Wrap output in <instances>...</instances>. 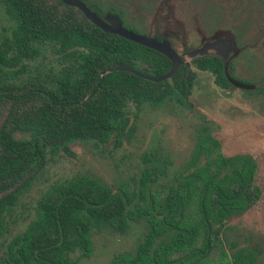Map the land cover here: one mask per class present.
<instances>
[{
    "label": "trees",
    "instance_id": "1",
    "mask_svg": "<svg viewBox=\"0 0 264 264\" xmlns=\"http://www.w3.org/2000/svg\"><path fill=\"white\" fill-rule=\"evenodd\" d=\"M82 1L100 15L90 0ZM0 5L15 23L0 40V264H77L92 254L96 234L133 228L139 234L132 251L106 264H264L251 245L225 237L226 221L262 196L257 161L249 153L223 154L203 116L178 165L155 147L128 179L109 183L78 174L55 181L38 197L32 217L12 231L13 209L69 141L119 146L132 137L143 105L189 95L195 71L211 74L221 89L251 91L253 84L213 54L194 56L161 81L108 71L126 65L158 76L171 61L103 31L61 0Z\"/></svg>",
    "mask_w": 264,
    "mask_h": 264
},
{
    "label": "rangeland",
    "instance_id": "2",
    "mask_svg": "<svg viewBox=\"0 0 264 264\" xmlns=\"http://www.w3.org/2000/svg\"><path fill=\"white\" fill-rule=\"evenodd\" d=\"M192 2L202 15L210 12L216 18L205 23H125V27L145 35L166 31L172 45L186 61L189 60L187 51L199 47L201 42L209 38H228L232 49L227 60L232 63L237 76L253 83V90L221 89L214 85L211 74L195 71L189 95H172L157 105L145 104L136 120L131 116L132 121L135 120L134 133L119 146L79 139L69 141L67 150L51 158L32 188L13 209L9 220L12 231L17 229V224L32 217L38 197L47 185L55 181L78 174H91L109 183L115 177L128 179L142 168L143 154L155 147L167 155L175 166L178 165L188 156L192 134L200 116H203L210 121L223 154L249 153L257 161L256 181L262 189V196L248 211L226 221L225 237L226 241L251 245L264 259V5L257 6V13L250 7L236 13L250 16L259 14V22L221 23L218 20L223 15L222 11L211 7L213 2L223 5L221 0ZM174 3L184 7L177 10L180 13L196 12L189 0H174ZM233 3L234 0H229V5ZM14 26L15 23L0 5V40L8 37ZM209 53L213 54L211 51ZM129 182L132 185L133 180L129 179ZM138 234V228L124 235L96 234L92 254L80 258L77 264H106L115 255L128 254Z\"/></svg>",
    "mask_w": 264,
    "mask_h": 264
},
{
    "label": "flooded vegetation",
    "instance_id": "3",
    "mask_svg": "<svg viewBox=\"0 0 264 264\" xmlns=\"http://www.w3.org/2000/svg\"><path fill=\"white\" fill-rule=\"evenodd\" d=\"M189 1L190 3H193L192 2L193 0H189ZM221 1L223 2V5L221 6H223L224 9L220 5L214 2L213 5L211 6L216 9L218 8L222 11L223 15L219 17L218 20L219 22L221 23H226V22L239 23L244 21L246 22L249 21L250 23H253L255 21L259 22L258 19L259 14L255 16H250V15H236V13H238L237 10H241L248 7L252 8L257 13L258 12L256 10L257 6L259 5L263 6L264 0H246L245 1L246 3L244 4H243V0H234V3L232 5H229V0H221ZM90 2L100 10L101 12L99 15L100 17L105 18L106 15L113 14L120 18L122 24L139 23L146 25V24H183L185 22L205 23L210 21L211 18L215 17L211 15L210 12H205V14L202 15V12H200L197 9L198 7L195 5V3H193L194 5L192 6L196 12L192 14L182 12L183 13L182 14L177 10L179 9L182 10L184 7L181 5L178 6L176 3H174V0H90ZM167 34L168 33L166 31H160L154 33H148L146 35L151 37L156 36L159 38L157 40H168L170 45L175 49ZM223 39L229 43L226 57H223L222 54L219 53L220 50L222 49L223 43L217 49H209L206 54H202V55H211L209 53L211 51L213 55L220 56L226 60L228 58V54L231 52L232 49L231 41L228 38L225 37L209 38L207 41L205 40L201 42L199 44V47L196 48H200L205 43H210L216 40H223ZM191 50L187 51L189 60L194 57V56L193 57L189 56V52ZM183 60L189 63V60L186 61L184 58Z\"/></svg>",
    "mask_w": 264,
    "mask_h": 264
},
{
    "label": "water",
    "instance_id": "4",
    "mask_svg": "<svg viewBox=\"0 0 264 264\" xmlns=\"http://www.w3.org/2000/svg\"><path fill=\"white\" fill-rule=\"evenodd\" d=\"M61 1L69 6H74L80 9L84 13L87 19H89L94 25H96L103 31L108 33H115L121 37L139 43L143 46L152 48L165 55L171 61L170 69L165 74L158 76H152L142 73L134 69L133 67L126 65L111 66L108 68V71H114V70L129 71L144 79H148L152 81H161L164 79H169L180 64L185 63L187 66H189V63L185 62L181 58V56L177 53V51L170 45L168 40H157L154 37L128 29L122 24L120 18L113 14H108L106 15L105 18H102L97 13L92 11L82 0H61ZM221 44H222V49L220 50L219 53H221L223 57H226L229 43L226 42V40L224 39L216 40L210 43H205L200 48L192 49L189 52V56L193 57L196 55L206 54L209 49H217Z\"/></svg>",
    "mask_w": 264,
    "mask_h": 264
}]
</instances>
